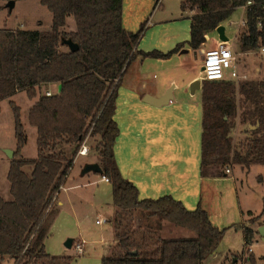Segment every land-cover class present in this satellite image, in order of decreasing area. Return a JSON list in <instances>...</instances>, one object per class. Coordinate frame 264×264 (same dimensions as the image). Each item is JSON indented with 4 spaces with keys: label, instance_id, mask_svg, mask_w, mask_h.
Wrapping results in <instances>:
<instances>
[{
    "label": "trees",
    "instance_id": "trees-1",
    "mask_svg": "<svg viewBox=\"0 0 264 264\" xmlns=\"http://www.w3.org/2000/svg\"><path fill=\"white\" fill-rule=\"evenodd\" d=\"M38 1L52 13L50 29L0 28V101L21 91L37 98L28 117L37 129L35 158L22 155L27 137L21 108L10 100L17 142L8 171L12 199L0 196V262L10 257L15 264L70 263V257L47 251L46 238L59 211L55 203L61 188L89 136L102 168L96 174L109 178L115 207V243L102 264H204L218 249L225 229L212 223L200 203L188 209L172 195L141 198L138 187L122 174L114 153L118 90L138 54L165 59L185 46L199 51L206 35L248 1L252 4L246 7L238 48L243 53L256 50L264 44V0H183L182 11L194 12L190 38L167 52L138 49L148 21L137 32L127 30L123 0ZM68 38L78 43V50L64 48ZM51 84L57 88L48 95ZM44 86L45 93L39 95ZM201 90L202 176H226V168L234 164L247 172L253 164H264V78L202 80ZM238 125L245 127L246 136L235 143L232 131ZM27 165L32 166L29 174ZM165 221L194 235L165 237ZM235 227L242 230L249 249L257 230L244 222ZM249 258L254 261L255 255Z\"/></svg>",
    "mask_w": 264,
    "mask_h": 264
},
{
    "label": "rangeland",
    "instance_id": "rangeland-1",
    "mask_svg": "<svg viewBox=\"0 0 264 264\" xmlns=\"http://www.w3.org/2000/svg\"><path fill=\"white\" fill-rule=\"evenodd\" d=\"M181 1L164 0L165 11L159 10L154 15L155 13L151 14L156 3L154 0L150 8L147 5V14L137 22V16L133 13V6L130 5L129 0H123V21L128 30L137 32L146 19L155 24L154 27L148 24L140 41L139 50L145 52L152 51L154 48L160 50L158 47L161 44L156 37H163L161 36L162 29L165 30V34L168 31L171 34L179 33L183 36L190 32L189 18L180 15ZM6 4V1L0 0V28L15 29L19 26L25 29L48 30L51 28L52 13L38 0H18L12 11L9 10ZM245 15V9L239 7L222 25L225 27L226 36L232 41L235 50L239 53L240 68H242L240 73L246 74L248 79L264 78V55L256 52L245 54L238 48V36L245 30V27H240L239 23L245 19ZM72 21L70 18V22ZM188 39L189 37L186 40ZM207 41L199 51H196L195 54L192 52L189 56V58H192L193 63L191 71L195 77H200L199 80L203 75L201 51L214 47L219 43L220 38L217 30L209 33ZM64 46H66L64 48H67V45ZM137 56L140 58V54ZM149 70L154 73L160 72L156 65L150 66ZM45 88V86L42 87L40 93H45ZM195 96L201 101V89L197 90ZM10 100L15 101L21 108L22 122L27 137L23 156L26 158L37 156V129L29 123L28 119L29 110L35 99H30L25 91H21L11 98L0 101V196L6 200L12 199L10 182L7 178V169L11 157L6 150L15 147L17 142L15 118ZM232 135L234 142L239 143L246 136L245 127L236 126L232 131ZM86 144L89 147L88 154L86 156L76 155L61 188L60 195L55 203V207L61 208V210L58 211L59 214H56L52 231L46 239L47 251L55 255L70 257L69 264H102L103 256L110 253L114 245L113 223H110L109 220L102 224L96 223L97 219L108 217L112 213L114 206L112 186L99 181L101 175L84 171L88 163L97 161L96 142L88 136ZM233 168L234 174H228L210 181V190L214 197L209 196L208 202H204V205L209 207V216L212 223L220 229H225V232L218 249L208 256L204 264H264V238L256 233L257 235L255 234L253 242L249 246L250 250H245L242 230L235 227L243 220L235 183H237L238 194L244 210H252L255 213L248 215L247 212L246 223L257 229L259 222L264 220V164H253L248 172L239 164H234ZM24 170L29 174L32 166L27 165ZM233 175H235L237 181L232 178ZM61 201L63 202L62 205H60ZM201 206L205 208L202 204ZM260 213H263L262 219L258 220L256 216ZM107 219H110V217ZM252 220L254 222H251ZM165 222L166 226H163L162 229V235L165 237L194 235L193 231L185 227ZM68 238L74 240L73 246L70 248L65 245ZM83 240L86 242L84 252L78 253L74 244ZM251 253L255 255L254 261L249 258ZM0 264H15V261L13 258L6 257Z\"/></svg>",
    "mask_w": 264,
    "mask_h": 264
},
{
    "label": "crops",
    "instance_id": "crops-1",
    "mask_svg": "<svg viewBox=\"0 0 264 264\" xmlns=\"http://www.w3.org/2000/svg\"><path fill=\"white\" fill-rule=\"evenodd\" d=\"M129 2L134 8L133 13L137 16L138 22L143 18L142 16L147 14V5L150 8L154 0H129ZM159 10L165 11L164 0L159 6L154 4L151 14L155 13L154 15H156ZM180 10L181 17L189 18L191 28V16L194 12ZM146 20L148 21L147 26L151 24L154 27V22H149V19ZM21 28L23 27L21 26ZM161 33L163 37H156V39L161 44L158 48L162 52H167L178 43L184 42L183 40L186 41L188 37L190 38V32L183 36L179 33L171 34L168 31L165 34V30L162 29ZM209 33L206 35V41ZM153 46L157 47L156 45ZM154 50L157 49L154 48ZM192 52L196 53L190 47L185 46L170 58H148L140 54V58L136 56L132 60L121 79L116 100L114 118L119 126V134L114 145V153L122 174L138 187L141 198H158L163 195H172L174 198L181 200L188 209H195L201 203L209 213V207L204 205V202L207 203L208 197L212 196L210 181L217 180L220 177H204L201 174L203 109L202 99L200 101L195 96L198 89L192 93L190 88L191 84L200 78L195 77L191 71L193 63L192 58H189V56ZM248 53L250 52L245 54ZM237 54L241 72L239 53L237 52ZM154 65L159 68V73L158 71L154 73L149 70L150 66ZM48 87L50 91H55L57 85L51 84ZM169 92L172 95L169 102L156 104L152 101L165 97ZM36 100L37 98H35ZM11 149L15 152L16 146L11 147ZM233 172L234 168L231 167L230 174ZM232 178L237 181L235 175ZM99 181L106 182L102 176ZM106 183L111 185L110 182ZM235 185L239 207L243 216L242 222L246 223L247 212L248 215L255 213L252 210H244L238 194L237 183ZM62 204L61 201L60 205ZM58 209L60 212L61 208ZM114 214L115 207L113 206L112 213L108 217L102 218L110 217L108 220L112 223L111 220H113ZM54 222L55 219L48 236L52 231ZM262 224H264V220H262ZM163 226H166V224H163ZM259 226L255 229L257 233ZM171 237L180 236L172 235Z\"/></svg>",
    "mask_w": 264,
    "mask_h": 264
},
{
    "label": "built area",
    "instance_id": "built-area-1",
    "mask_svg": "<svg viewBox=\"0 0 264 264\" xmlns=\"http://www.w3.org/2000/svg\"><path fill=\"white\" fill-rule=\"evenodd\" d=\"M161 1L162 0H155L156 6H158ZM250 4H252V1H248L247 4L242 7H244L246 10L247 5ZM231 23L233 22L231 21ZM239 26L246 27V20H241ZM251 52H256L264 55V44ZM202 72L203 75L201 76V81H220L226 79L240 81L248 79V76L246 74L240 73L238 54L235 51L234 45L229 38L227 40L220 39L219 43L216 46L204 49L202 54ZM47 94L50 95L51 91H47ZM88 150L89 147L86 142H84V144L78 151V155H86L88 153ZM226 173H231V167L226 168ZM103 180L109 182V178L106 176H103ZM105 222H108L107 218H100L96 220L97 224H102ZM85 243V240H83L82 242H76L74 244V247L78 253L84 252Z\"/></svg>",
    "mask_w": 264,
    "mask_h": 264
},
{
    "label": "water",
    "instance_id": "water-1",
    "mask_svg": "<svg viewBox=\"0 0 264 264\" xmlns=\"http://www.w3.org/2000/svg\"><path fill=\"white\" fill-rule=\"evenodd\" d=\"M7 7L9 8L10 11H12L16 5V1L15 0H10L7 2ZM217 32L219 33L220 35V39L221 40H227L228 37L226 36L225 34V27L223 25L219 26L217 28ZM63 44L67 45L68 48L71 50V51H76L79 49V45L78 43L74 42L71 38H68V39H64L63 40ZM203 51L202 50V54H203ZM61 84L58 86V89L60 90L61 89ZM201 87V80H196L194 81L190 88H191V92L194 93L196 89H199ZM172 99V95L170 94V92L163 98H160L158 100H152L154 101L156 104H164V103H167L169 102L170 100ZM252 128H256L257 125H251ZM8 155L13 158L14 157V151L12 149H7L6 150ZM85 172H94V173H101L102 172V168L101 166L99 165V163L97 162H93V163H88L86 166H85V169H84ZM258 233L264 238V224L260 225L258 227ZM73 238H68L65 242V245L67 247H72L73 246ZM135 253V252H134Z\"/></svg>",
    "mask_w": 264,
    "mask_h": 264
}]
</instances>
